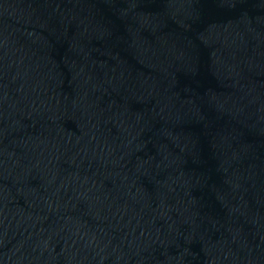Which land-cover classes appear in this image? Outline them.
I'll return each instance as SVG.
<instances>
[{
    "label": "water",
    "instance_id": "obj_1",
    "mask_svg": "<svg viewBox=\"0 0 264 264\" xmlns=\"http://www.w3.org/2000/svg\"><path fill=\"white\" fill-rule=\"evenodd\" d=\"M0 264H264V0H0Z\"/></svg>",
    "mask_w": 264,
    "mask_h": 264
}]
</instances>
